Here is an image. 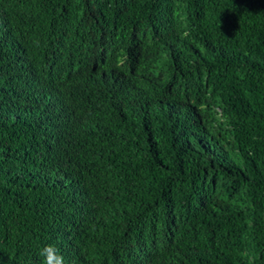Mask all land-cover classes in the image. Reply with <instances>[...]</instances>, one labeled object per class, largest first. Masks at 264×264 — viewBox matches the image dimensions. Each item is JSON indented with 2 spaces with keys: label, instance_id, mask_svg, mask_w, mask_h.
<instances>
[{
  "label": "trees",
  "instance_id": "1",
  "mask_svg": "<svg viewBox=\"0 0 264 264\" xmlns=\"http://www.w3.org/2000/svg\"><path fill=\"white\" fill-rule=\"evenodd\" d=\"M264 264V0H0V264Z\"/></svg>",
  "mask_w": 264,
  "mask_h": 264
},
{
  "label": "clouds",
  "instance_id": "2",
  "mask_svg": "<svg viewBox=\"0 0 264 264\" xmlns=\"http://www.w3.org/2000/svg\"><path fill=\"white\" fill-rule=\"evenodd\" d=\"M39 255L43 258V264H65V258L60 254L55 245H45Z\"/></svg>",
  "mask_w": 264,
  "mask_h": 264
}]
</instances>
